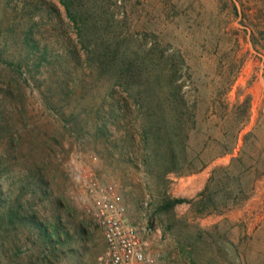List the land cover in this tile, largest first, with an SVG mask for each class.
Masks as SVG:
<instances>
[{"label":"rangeland","instance_id":"rangeland-1","mask_svg":"<svg viewBox=\"0 0 264 264\" xmlns=\"http://www.w3.org/2000/svg\"><path fill=\"white\" fill-rule=\"evenodd\" d=\"M63 1L89 50L130 48L131 96L86 58ZM177 85L192 130L175 158L163 145L148 166L137 100ZM110 106L113 134L96 133ZM78 121L90 135L77 141L67 122ZM91 182L115 187L157 264H264V0H0V264H101ZM10 212L61 227L64 242Z\"/></svg>","mask_w":264,"mask_h":264},{"label":"trees","instance_id":"trees-1","mask_svg":"<svg viewBox=\"0 0 264 264\" xmlns=\"http://www.w3.org/2000/svg\"><path fill=\"white\" fill-rule=\"evenodd\" d=\"M63 5L66 8V12L70 21L73 22V24L78 29L80 43L88 52L86 58L89 59L91 58V55H94L102 68H112L115 72L117 80L119 81V84L122 83L124 92L131 96L129 92V76L131 78V74L134 72L135 63L138 60H132L130 58V48L123 45L120 51L121 45L115 41L114 45L117 46L115 50L105 49L106 51H101L97 46L94 50H89L91 42L89 38L83 34V27L86 28V25L83 26L84 22H82L81 18H79L77 15V12H75L74 4L72 2L63 1ZM25 39L29 50V55H35L33 52L35 44H30L31 38L29 36H27ZM47 56L48 50L45 49L41 56H37L38 65H43V62L46 60ZM161 58L166 60L169 58V56H167V58L162 56ZM9 68L13 72L24 76L27 81H29L30 77L32 76V72L28 69H24L22 64H9ZM66 77L69 78L70 76ZM63 84L64 83L62 82L61 85ZM66 85H68V83ZM157 86L159 87V83H157ZM173 91L174 93L172 96L155 97L152 100L146 102V104L144 103V100H141L142 97L137 100L139 107L144 108L146 110L145 113L147 114L146 118L143 119V124L141 125V135L144 148V156L142 159L148 166H154L155 164L160 163L159 160L161 158H158L160 153L159 147L163 145H165L167 155L172 154L175 158L174 155L178 154L176 142L182 143L184 145V141L188 138L190 131L192 130V127L189 126L188 123L182 121L180 117L183 111V106L176 97L182 91L181 86L177 85ZM112 106H110V111L105 114L104 118L100 120L99 123L95 124L97 130L96 133L107 131L110 135L113 134L110 133L111 127L113 125L112 119L119 117L120 114H118ZM67 123L70 124V127H68L69 133L77 141L83 139L87 132H89L90 135V131L88 130L89 122L84 126H81L80 121H78V123ZM100 136H103V133ZM100 136L94 134L95 140L99 139ZM233 149L234 146L229 151L232 152ZM180 202V200H177L173 204ZM8 221L10 223H20L22 226H29L35 229L42 236L45 243L51 242L53 235L58 237L59 242H64V239L62 240L60 238V235L63 233L61 227L57 226L54 230H48L47 226L45 227L42 223L38 222L37 218L34 216H20L16 212H10L8 214Z\"/></svg>","mask_w":264,"mask_h":264},{"label":"built area","instance_id":"built-area-1","mask_svg":"<svg viewBox=\"0 0 264 264\" xmlns=\"http://www.w3.org/2000/svg\"><path fill=\"white\" fill-rule=\"evenodd\" d=\"M88 189L95 219L106 242L101 264H157L150 253L149 242L128 221L125 203L115 187L101 189L91 182Z\"/></svg>","mask_w":264,"mask_h":264}]
</instances>
